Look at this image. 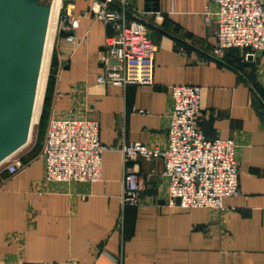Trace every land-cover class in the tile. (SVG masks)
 Masks as SVG:
<instances>
[{
    "label": "crops",
    "instance_id": "crops-1",
    "mask_svg": "<svg viewBox=\"0 0 264 264\" xmlns=\"http://www.w3.org/2000/svg\"><path fill=\"white\" fill-rule=\"evenodd\" d=\"M90 2L78 0L76 15ZM127 2L156 45L154 84H98L99 52L113 31L81 16L73 41L54 35L48 119H96L110 146L165 147L170 86L197 85L203 133L237 145L240 193L223 208L170 205L162 159H141L140 204L123 207L119 149L103 154L100 180L54 182L45 179L42 142L29 138L13 155L24 164L17 174L0 166V264H264V51L213 56L219 24L204 20L208 0H159L149 12L146 0Z\"/></svg>",
    "mask_w": 264,
    "mask_h": 264
},
{
    "label": "built area",
    "instance_id": "built-area-1",
    "mask_svg": "<svg viewBox=\"0 0 264 264\" xmlns=\"http://www.w3.org/2000/svg\"><path fill=\"white\" fill-rule=\"evenodd\" d=\"M78 0H61L56 30L75 39L73 31L81 16L91 17L112 28L99 60L100 85H153L156 45L147 24L129 16L127 0H91L88 8L75 13ZM215 5V8L211 7ZM207 24L216 19L219 28L212 55L230 49H247L248 55L264 51V0H208L203 11ZM170 113L165 147L123 141L118 147L100 140L98 120L88 117L52 116L43 141L45 179L54 182H95L102 177V156L110 149L122 153V206H137L143 181L141 159H162V175L168 179V202L183 208H223L227 197L240 193L237 145L232 138L205 136L199 126L201 88L192 84L170 86ZM140 112H143L142 110ZM14 155V154H13ZM13 155L0 166L10 176L24 164ZM66 264H77L70 261Z\"/></svg>",
    "mask_w": 264,
    "mask_h": 264
},
{
    "label": "water",
    "instance_id": "water-1",
    "mask_svg": "<svg viewBox=\"0 0 264 264\" xmlns=\"http://www.w3.org/2000/svg\"><path fill=\"white\" fill-rule=\"evenodd\" d=\"M49 15L36 0H0V164L30 138Z\"/></svg>",
    "mask_w": 264,
    "mask_h": 264
},
{
    "label": "bare ground",
    "instance_id": "bare-ground-1",
    "mask_svg": "<svg viewBox=\"0 0 264 264\" xmlns=\"http://www.w3.org/2000/svg\"><path fill=\"white\" fill-rule=\"evenodd\" d=\"M60 6H61V0H53L50 5V15H49L45 45H44V52L41 62L40 74L38 78L32 123L39 116L40 105L46 88L47 76L49 70V60L51 55V49L53 48V40L56 31V23H57Z\"/></svg>",
    "mask_w": 264,
    "mask_h": 264
},
{
    "label": "rangeland",
    "instance_id": "rangeland-1",
    "mask_svg": "<svg viewBox=\"0 0 264 264\" xmlns=\"http://www.w3.org/2000/svg\"><path fill=\"white\" fill-rule=\"evenodd\" d=\"M39 3L42 4H49L51 5L53 0H36ZM59 31V28L57 29V32ZM56 32V31H55ZM53 48L51 49V55H50V60H49V70H48V76H47V83H46V88H45V92L41 101V105H40V112H39V116L38 118L32 123V127H31V133H30V139L32 142L36 143L37 145H40L41 142L43 144L45 135H46V131H47V127H48V122L49 119L46 118L45 114H44V118L43 121L41 119L42 117V113H43V108L45 105V97H46V92H47V86H48V82H49V77L51 74V70L53 68L52 64H53Z\"/></svg>",
    "mask_w": 264,
    "mask_h": 264
},
{
    "label": "trees",
    "instance_id": "trees-1",
    "mask_svg": "<svg viewBox=\"0 0 264 264\" xmlns=\"http://www.w3.org/2000/svg\"><path fill=\"white\" fill-rule=\"evenodd\" d=\"M52 66H54V61H53ZM53 74H54V68H52L51 74L49 77V82H48L47 92H46V97H45V105H44L43 113H42V117H41L42 121L44 118V114H45L46 118H48L47 113H48L49 105L51 102V96H52V86H53V78H54ZM44 120H45V118H44Z\"/></svg>",
    "mask_w": 264,
    "mask_h": 264
}]
</instances>
